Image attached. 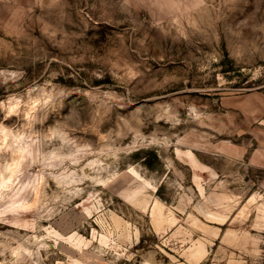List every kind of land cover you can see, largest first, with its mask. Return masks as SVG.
Here are the masks:
<instances>
[{"label":"rangeland","instance_id":"374dc122","mask_svg":"<svg viewBox=\"0 0 264 264\" xmlns=\"http://www.w3.org/2000/svg\"><path fill=\"white\" fill-rule=\"evenodd\" d=\"M263 146L264 0H0V264H264Z\"/></svg>","mask_w":264,"mask_h":264},{"label":"crops","instance_id":"0c3cea01","mask_svg":"<svg viewBox=\"0 0 264 264\" xmlns=\"http://www.w3.org/2000/svg\"><path fill=\"white\" fill-rule=\"evenodd\" d=\"M261 165H262V167L264 168V160H263V162L261 163Z\"/></svg>","mask_w":264,"mask_h":264},{"label":"built area","instance_id":"2783aa9c","mask_svg":"<svg viewBox=\"0 0 264 264\" xmlns=\"http://www.w3.org/2000/svg\"><path fill=\"white\" fill-rule=\"evenodd\" d=\"M262 152L264 153V146H263V148H262Z\"/></svg>","mask_w":264,"mask_h":264},{"label":"bare ground","instance_id":"6f19581e","mask_svg":"<svg viewBox=\"0 0 264 264\" xmlns=\"http://www.w3.org/2000/svg\"><path fill=\"white\" fill-rule=\"evenodd\" d=\"M2 132V131H1Z\"/></svg>","mask_w":264,"mask_h":264}]
</instances>
